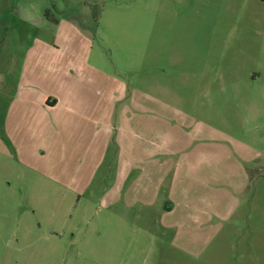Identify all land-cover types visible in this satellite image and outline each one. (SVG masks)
I'll return each mask as SVG.
<instances>
[{
	"label": "rangeland",
	"instance_id": "obj_1",
	"mask_svg": "<svg viewBox=\"0 0 264 264\" xmlns=\"http://www.w3.org/2000/svg\"><path fill=\"white\" fill-rule=\"evenodd\" d=\"M0 264H264V0H0Z\"/></svg>",
	"mask_w": 264,
	"mask_h": 264
},
{
	"label": "crops",
	"instance_id": "obj_2",
	"mask_svg": "<svg viewBox=\"0 0 264 264\" xmlns=\"http://www.w3.org/2000/svg\"><path fill=\"white\" fill-rule=\"evenodd\" d=\"M72 26H74L75 29H77L78 31H86V28H83V25L82 24H78L77 22H75V20H73L70 24H73ZM29 69H30V72L34 71V66H32L31 64V67L27 66L25 67V74H28L29 73ZM28 88H26L25 90H23L20 94V97L19 99L24 103V104H36L37 106H39L40 108L44 109V110H49L50 112L52 110H56V108H59L61 107L62 105H64V103L68 102H64L65 100H68V99H65V98H62L61 96H58V95H53V94H46V93H42L40 94V96L36 99V101L32 100L30 98V94L32 93L31 91V86H28ZM79 103V102H78ZM77 102L75 103V101H73V103H71L72 105H77V106H81L80 104H78ZM138 153V157H140V154L143 155L144 152H137ZM137 167H141V166H137Z\"/></svg>",
	"mask_w": 264,
	"mask_h": 264
},
{
	"label": "trees",
	"instance_id": "obj_3",
	"mask_svg": "<svg viewBox=\"0 0 264 264\" xmlns=\"http://www.w3.org/2000/svg\"><path fill=\"white\" fill-rule=\"evenodd\" d=\"M46 17L49 18V12L46 13Z\"/></svg>",
	"mask_w": 264,
	"mask_h": 264
}]
</instances>
